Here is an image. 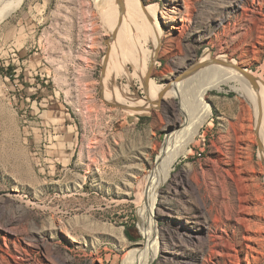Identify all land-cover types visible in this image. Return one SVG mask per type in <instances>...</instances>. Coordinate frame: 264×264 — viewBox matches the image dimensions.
<instances>
[{
    "label": "rangeland",
    "instance_id": "374dc122",
    "mask_svg": "<svg viewBox=\"0 0 264 264\" xmlns=\"http://www.w3.org/2000/svg\"><path fill=\"white\" fill-rule=\"evenodd\" d=\"M116 2L24 0L0 22V264H121L145 240L140 181L180 128L179 100L151 93L206 53L264 79V0L128 1L136 28L113 51ZM245 90L209 91L156 200L153 264H264V133Z\"/></svg>",
    "mask_w": 264,
    "mask_h": 264
},
{
    "label": "bare ground",
    "instance_id": "6f19581e",
    "mask_svg": "<svg viewBox=\"0 0 264 264\" xmlns=\"http://www.w3.org/2000/svg\"><path fill=\"white\" fill-rule=\"evenodd\" d=\"M23 1L24 0H16L15 4L13 5H8L7 3L0 2V22L3 21L10 13L18 9L23 3ZM116 1L117 2L115 3L114 12L116 16V22H119L118 24L121 28H119V33H115L113 35V42L111 43L113 44V51L116 49L115 44L118 43L120 40L124 39V34L122 33L125 30H129L128 32H132L133 29L136 28L133 24V19L130 24L127 22V25L123 22L122 13H124L125 11L127 13H130L128 9L129 7L126 6V2L130 1L133 3L134 7L138 6L136 4V0ZM130 14H133V12H131ZM143 18L147 20L150 28L154 27L153 23L149 20L147 16L143 15ZM148 33L149 32H147V34ZM128 40L126 41L128 42ZM121 44L118 46V48L123 45ZM127 46H129V44ZM128 48L124 50H127ZM119 49L121 50V48ZM133 49H135L134 45ZM143 52L145 51H142V54ZM130 57H132L131 54ZM133 58H136V56L132 57V59ZM213 58L215 57H211L209 53H206L201 58V60L195 63L194 65L207 62ZM216 58H218L222 62L229 61L233 65H239L236 60H228L225 56L220 55L216 56ZM133 62L136 63V61ZM194 65L192 66L194 67ZM142 66H138V68L140 69L141 74L143 76V69L145 65L143 64ZM188 69L186 70L185 74L183 73L177 79L175 78L176 81L170 82L166 91L161 93V90L155 89L154 91L155 93H157V95L154 92L151 93L153 97L150 99V101L153 104H156L158 102L156 101V97L159 99V102H163L173 98L179 100V106L175 111L176 118L174 117L175 119L172 121V123L174 125L179 124L180 128H176L175 130L167 133L165 143L162 145V149L158 156L156 164L152 167L151 171L149 173H146L143 179L140 181V184L138 186L139 189L136 191V202L140 209V226L145 240L141 247H137L128 251L124 255L121 264H153L155 258L160 252L162 248V242L160 240L158 241L159 231L157 229V224L154 220L156 200L158 198L162 185L170 177V174L173 170V165L179 157L185 155L188 152L189 147L192 145V143L198 136L200 129L211 116V107L207 102V96L210 90L219 91L221 90L223 85H227L233 82H240L246 88L245 95H248V98H251L253 107L256 109V114L259 118L260 128L262 130V133H264V79L262 77L255 76L258 79L259 85L258 89L256 90L254 86L238 70L234 68H230L220 64H214L194 72H191L190 69ZM248 72L251 74L249 70ZM143 84L145 88L148 89V86L145 83L144 79ZM169 123H171V121ZM261 144L264 149V137ZM16 262L17 261H15V264Z\"/></svg>",
    "mask_w": 264,
    "mask_h": 264
},
{
    "label": "water",
    "instance_id": "95a60500",
    "mask_svg": "<svg viewBox=\"0 0 264 264\" xmlns=\"http://www.w3.org/2000/svg\"><path fill=\"white\" fill-rule=\"evenodd\" d=\"M12 13H10L5 19L10 17L12 15ZM214 64H220V65H224V66H227V67L234 68V69L238 70L254 86V88L256 90L258 89V87H259L258 79L255 76H253L252 74H250L247 69L241 67L240 65H233L229 61L222 62L216 57L213 58V59H210L207 62H203V63H199V64L194 65L193 68H190V71L194 72V71H197L199 69H202V68H205L207 66L214 65ZM259 148H260V146H259Z\"/></svg>",
    "mask_w": 264,
    "mask_h": 264
},
{
    "label": "trees",
    "instance_id": "16d2710c",
    "mask_svg": "<svg viewBox=\"0 0 264 264\" xmlns=\"http://www.w3.org/2000/svg\"><path fill=\"white\" fill-rule=\"evenodd\" d=\"M12 68H10V70H11ZM13 70V69H12ZM11 76H13V75H11ZM125 235H126V237L128 238V240L129 241H131V242H136V241H138L139 239H140V237H136V236H134V235H132L131 233H130V229H129V227H126V230H125Z\"/></svg>",
    "mask_w": 264,
    "mask_h": 264
}]
</instances>
